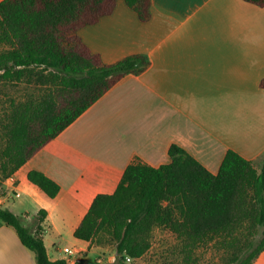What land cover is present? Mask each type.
Masks as SVG:
<instances>
[{"label": "crops", "instance_id": "crops-1", "mask_svg": "<svg viewBox=\"0 0 264 264\" xmlns=\"http://www.w3.org/2000/svg\"><path fill=\"white\" fill-rule=\"evenodd\" d=\"M149 12L141 22L116 0L111 14L78 30L104 64L141 55L147 66L117 81L0 187V208L33 221L45 212L40 234L50 260L67 256L51 257L49 239H67L77 261L98 248L73 232L95 196L112 193L133 161L166 164L171 145L213 174L227 150L256 167L264 159V7L150 0ZM32 170L59 186L54 198L28 180ZM0 264H36L1 222ZM252 264H264V252Z\"/></svg>", "mask_w": 264, "mask_h": 264}, {"label": "trees", "instance_id": "trees-1", "mask_svg": "<svg viewBox=\"0 0 264 264\" xmlns=\"http://www.w3.org/2000/svg\"><path fill=\"white\" fill-rule=\"evenodd\" d=\"M122 1L141 22L148 19L150 0ZM242 1L264 7V0ZM115 3L0 1V82L24 81L40 90L11 99L0 116V187L117 81L146 68L141 55L104 64L77 34L111 14ZM167 154L168 163L158 167L130 163L112 193L95 196L73 237L88 246L111 242L122 262L135 261L149 249L152 230L161 228L175 236L186 263L197 249L219 240L245 254H234L237 264H252L264 252V159L256 167L227 150L213 174L176 145ZM27 177L48 197L57 195L59 186L43 173L32 170ZM44 215L38 212L32 231L23 218L0 208V222L14 229L36 264H69L49 259L40 234ZM258 230V241L244 238Z\"/></svg>", "mask_w": 264, "mask_h": 264}, {"label": "rangeland", "instance_id": "rangeland-1", "mask_svg": "<svg viewBox=\"0 0 264 264\" xmlns=\"http://www.w3.org/2000/svg\"><path fill=\"white\" fill-rule=\"evenodd\" d=\"M39 87L34 84H28L24 81L17 83L0 82V116L9 104L11 99L20 101L32 93H38ZM23 223L32 231L35 228L33 220L23 219ZM253 236L248 232L244 238L254 239L256 241L261 237V230L255 231ZM150 247L146 253L138 260L122 262L117 257L113 243L106 242L103 246L91 251L87 254V258L81 259L83 264H237L235 253L239 257L245 254H239L236 249L228 247L227 243L222 241H214L208 245L197 249L193 254V260L186 263L182 254L179 252L178 242L175 236L169 231L154 228L149 237ZM52 239L48 240V249L50 256L56 258L60 254L63 255L64 246L73 247L67 239L55 240L52 245Z\"/></svg>", "mask_w": 264, "mask_h": 264}, {"label": "built area", "instance_id": "built-area-1", "mask_svg": "<svg viewBox=\"0 0 264 264\" xmlns=\"http://www.w3.org/2000/svg\"><path fill=\"white\" fill-rule=\"evenodd\" d=\"M63 252H64V254H66V256H67V258H66V262H68L69 264H73V263H75V262H78L77 260H76V254H77V252L76 251H74L73 249H71V248H64L63 249ZM128 261H129V259H127Z\"/></svg>", "mask_w": 264, "mask_h": 264}]
</instances>
